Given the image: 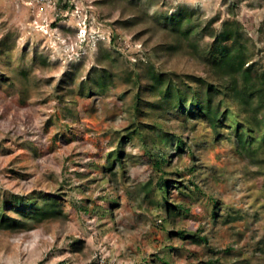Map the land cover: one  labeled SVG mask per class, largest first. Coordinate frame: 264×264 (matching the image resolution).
<instances>
[{
  "label": "rangeland",
  "instance_id": "374dc122",
  "mask_svg": "<svg viewBox=\"0 0 264 264\" xmlns=\"http://www.w3.org/2000/svg\"><path fill=\"white\" fill-rule=\"evenodd\" d=\"M220 41L264 89V0H0V213L17 222L0 264H264L263 131L239 142L225 89L216 127L189 102L198 78H232ZM153 71L182 105L162 108ZM18 197L57 211L24 218Z\"/></svg>",
  "mask_w": 264,
  "mask_h": 264
},
{
  "label": "trees",
  "instance_id": "16d2710c",
  "mask_svg": "<svg viewBox=\"0 0 264 264\" xmlns=\"http://www.w3.org/2000/svg\"><path fill=\"white\" fill-rule=\"evenodd\" d=\"M230 37L231 34L228 32L222 36L223 39ZM216 46L217 49L211 52L210 57L213 60V67L219 71L228 72L232 78L225 81L223 88L222 86L213 83H208L204 88L203 86L200 87L199 85H202L200 82L203 80L202 78H198L196 81L198 86L192 88V97L189 99V102L193 103V109H195L196 114L199 117L206 119L211 126L216 127L224 115V110L221 109L219 102L216 100V94L225 89V92H230L232 98L236 99L244 107L246 112L245 120H243L244 122L237 123L234 126V131L239 142L241 144L247 143V136H250L252 139L255 137L254 133L257 131H263L261 139L264 141V118L258 119L257 110L251 107L252 96L257 94L262 96L261 99L264 97L263 82H260L257 79L252 81L250 70L243 68L246 58L241 48L230 49L228 46L223 45L221 41L217 42ZM236 73L242 74V85L238 83L235 76ZM165 80L166 79L161 73L153 71L150 74V77L148 76L147 78V88L149 89L154 86L159 88L158 90H160L164 99V106H162L163 109H171L182 105L185 101L186 94L179 87H175L173 83L168 84L164 88L162 84ZM98 81H100V78ZM154 102L155 106L161 104L159 101ZM135 130L138 131L139 128H135L134 131ZM131 135L132 133H129L127 137H130ZM158 163L160 162L158 161ZM42 202L43 204L41 206L36 202H31L30 205L28 202L24 201L23 198L18 197L12 206L15 207L18 214L24 218L29 217L41 220L57 211L55 209L56 201L52 197H44ZM10 219V216L5 213H0V224L4 225V227H13L17 223L15 220L11 223ZM177 233L185 236L183 231H178ZM195 239L196 241L205 240V237L197 236Z\"/></svg>",
  "mask_w": 264,
  "mask_h": 264
}]
</instances>
